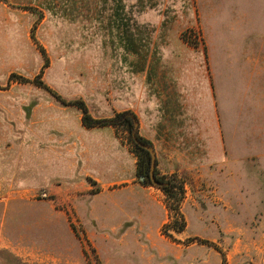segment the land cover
I'll return each instance as SVG.
<instances>
[{
    "label": "rangeland",
    "instance_id": "1",
    "mask_svg": "<svg viewBox=\"0 0 264 264\" xmlns=\"http://www.w3.org/2000/svg\"><path fill=\"white\" fill-rule=\"evenodd\" d=\"M192 2L0 0V264H264V79L209 78L202 139L162 132L167 72L209 63ZM79 101L135 116L168 191L128 126L86 128Z\"/></svg>",
    "mask_w": 264,
    "mask_h": 264
},
{
    "label": "crops",
    "instance_id": "2",
    "mask_svg": "<svg viewBox=\"0 0 264 264\" xmlns=\"http://www.w3.org/2000/svg\"><path fill=\"white\" fill-rule=\"evenodd\" d=\"M192 3L208 47L209 70L205 56L197 54L198 61L202 57L204 61L194 66L198 70L193 75L167 72L160 109L162 132L168 140L179 142V150L186 142L202 139V127L195 124L197 117L217 119L209 78L213 77L216 87L224 82L229 92L245 85L246 91L253 92L264 79V0H193ZM200 93L205 98L203 111ZM181 121L189 123L183 125ZM140 124L139 121V130ZM151 138L147 133L145 139ZM212 138L217 150V134H212ZM181 157L183 154L179 153L178 158Z\"/></svg>",
    "mask_w": 264,
    "mask_h": 264
},
{
    "label": "trees",
    "instance_id": "3",
    "mask_svg": "<svg viewBox=\"0 0 264 264\" xmlns=\"http://www.w3.org/2000/svg\"><path fill=\"white\" fill-rule=\"evenodd\" d=\"M77 104H68V105H74V106H77L81 111H82V113H83V120H82V122H83V124L85 125V127L86 128H89V129H91V128H93V127H95V126H97V125H104L105 123H113V122H115V121H117V119L119 120V121H121V123L122 122H124V124H126L127 126H128V128L130 129V134H131V131H132V129H133V121H135V122H137V120H136V118H135V116L132 114V113H122V114H119V115H117L116 117H115V119L114 120H110V121H100V120H94V119H92L90 116H89V114H88V112H87V109H86V107H85V105L83 104V102H81V101H79V102H76ZM136 136H137V139L142 143V144H146V145H149L150 146V144L146 141V140H144V139H142L139 135H138V132H136ZM132 139V138H131ZM133 141V140H132ZM134 143V142H133ZM134 146H135V149L136 150H138V151H140V152H142V153H144L145 155H146V158L148 159V165H150V157H149V154H148V152L147 151H145L144 149H142V148H140L139 146H137V145H135L134 144ZM149 172V169L147 170V173ZM163 191H168V187H162L161 188ZM182 229H180L179 228V231H181Z\"/></svg>",
    "mask_w": 264,
    "mask_h": 264
},
{
    "label": "water",
    "instance_id": "4",
    "mask_svg": "<svg viewBox=\"0 0 264 264\" xmlns=\"http://www.w3.org/2000/svg\"><path fill=\"white\" fill-rule=\"evenodd\" d=\"M138 129V125L137 122L133 121V129L131 131V138L134 142L135 145L139 146L140 148L144 149L145 151L148 152L149 157H150V165H149V180L151 182L152 185L157 186V187H167L168 184L167 183H162L160 181H158L156 179L155 176V168H156V159H155V153L153 150L152 146L146 145V144H142L136 136V132Z\"/></svg>",
    "mask_w": 264,
    "mask_h": 264
}]
</instances>
